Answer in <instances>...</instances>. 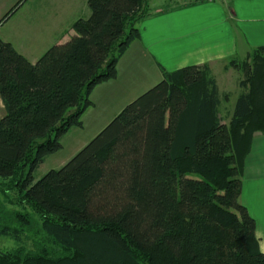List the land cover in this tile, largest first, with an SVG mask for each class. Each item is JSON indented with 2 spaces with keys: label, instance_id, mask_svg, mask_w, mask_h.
<instances>
[{
  "label": "trees",
  "instance_id": "obj_1",
  "mask_svg": "<svg viewBox=\"0 0 264 264\" xmlns=\"http://www.w3.org/2000/svg\"><path fill=\"white\" fill-rule=\"evenodd\" d=\"M88 4L76 35L35 64L0 38V236L21 245L0 251V264H264L240 202L246 159L264 134V47L228 62L244 76L228 123L229 95L209 64L162 70L66 165L36 180L60 139L83 126L95 88L118 77L150 15V0ZM35 217L44 243L27 250Z\"/></svg>",
  "mask_w": 264,
  "mask_h": 264
},
{
  "label": "crops",
  "instance_id": "obj_2",
  "mask_svg": "<svg viewBox=\"0 0 264 264\" xmlns=\"http://www.w3.org/2000/svg\"><path fill=\"white\" fill-rule=\"evenodd\" d=\"M20 1L0 0V22ZM88 2L27 0L2 22L0 38L35 64L49 48L62 45L76 35L74 23L87 20L91 15ZM167 4L155 10L149 8V17L140 25V40L129 47L117 65V79L103 85L113 89L122 76L135 82L133 79L139 80L143 75L140 82L153 86L163 78L162 70L173 72L204 64H209L213 75L217 76V65L222 66L221 73L228 72L225 64L229 61L245 60L253 49L264 47V0H206L200 3L168 0ZM22 10L24 16L18 18L22 22H12L6 30L8 23ZM4 116L0 97V120ZM258 136L245 162L240 202L256 221L259 247L264 253V142L258 140Z\"/></svg>",
  "mask_w": 264,
  "mask_h": 264
},
{
  "label": "rangeland",
  "instance_id": "obj_3",
  "mask_svg": "<svg viewBox=\"0 0 264 264\" xmlns=\"http://www.w3.org/2000/svg\"><path fill=\"white\" fill-rule=\"evenodd\" d=\"M167 3L168 0H150L149 8L155 10L161 6L168 5ZM24 9L25 8H23V10ZM23 10L19 14H16V17L8 23V25L5 27L6 30L12 24V22H22V20H18V18L21 19V16H24L25 11ZM43 21L47 22L48 20ZM225 66L227 67V70L230 71L221 73L219 70H221L222 66L219 64L216 66L218 75H214V77H217L216 80L218 82V86L220 88L221 93L229 95L227 101H225L221 107V115L222 117H224V122L228 123L236 99L239 94H241L243 91L240 87V82L244 79V76L242 71L228 67V63L225 64ZM143 78L144 76L140 75L139 80L133 79V81L135 82H130L126 80L124 76H122L120 79V83H114L113 89L109 85H103L104 83L96 87L95 91L90 97V100L93 102L94 105L91 106L83 115V126L72 128L65 136L60 139L62 149L56 154L47 157L44 163L40 165V167L34 173L36 180L41 179L49 171L58 170L64 165H66L77 153H79L90 141H92L117 115H119L120 112L127 105L132 103L142 94L149 91L163 79L161 78L157 80V82H154L155 84H152L153 86H145V84H148L147 82H140L143 80ZM151 81L153 83L154 80L152 79ZM51 137L54 138L55 136L52 135ZM257 139L262 140L263 143L264 135L259 134ZM192 176L197 177L195 175ZM6 206L8 208V211H14L19 209L18 207H14L8 203H6ZM44 238L45 237L41 231L40 222L38 218L35 217V224L33 226V229L28 232L27 236L23 237V245L26 247L27 250H34L36 249V244L38 242L44 243ZM19 246L21 245H19L12 238L0 236V251L12 252L16 250Z\"/></svg>",
  "mask_w": 264,
  "mask_h": 264
}]
</instances>
